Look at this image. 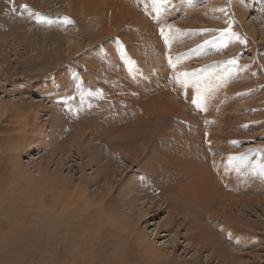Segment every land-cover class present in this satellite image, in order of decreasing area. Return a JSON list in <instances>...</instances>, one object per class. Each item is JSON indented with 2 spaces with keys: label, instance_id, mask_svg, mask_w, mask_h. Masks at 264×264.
I'll use <instances>...</instances> for the list:
<instances>
[{
  "label": "rangeland",
  "instance_id": "rangeland-1",
  "mask_svg": "<svg viewBox=\"0 0 264 264\" xmlns=\"http://www.w3.org/2000/svg\"><path fill=\"white\" fill-rule=\"evenodd\" d=\"M194 68L224 71L229 122L206 124L199 87H179ZM0 113V264H264V177L251 172L264 164V0H0ZM208 132L243 154L252 184L234 204L186 176L187 136L207 166ZM234 217L252 226L241 239Z\"/></svg>",
  "mask_w": 264,
  "mask_h": 264
},
{
  "label": "bare ground",
  "instance_id": "bare-ground-1",
  "mask_svg": "<svg viewBox=\"0 0 264 264\" xmlns=\"http://www.w3.org/2000/svg\"><path fill=\"white\" fill-rule=\"evenodd\" d=\"M195 16V15H194ZM183 31V30H182ZM146 33V32H145ZM177 33V32H176ZM180 33H181V31H180ZM186 33V32H185ZM185 33H183V34H185ZM142 34V33H141ZM149 35V34H148ZM179 34H176V38H178L179 36H178ZM183 37V36H182ZM175 38V37H174ZM181 38V37H180ZM153 39L154 38H150V40L152 41V43H154V41H153ZM173 39V38H172ZM244 39H246V38H244ZM176 41H177V39H175ZM174 40V41H175ZM242 40V39H241ZM156 42H158V41H156ZM161 42V41H160ZM250 42V41H249ZM224 42L222 41V44H223ZM155 44V43H154ZM160 44H162V43H160ZM165 44V43H164ZM137 45V44H136ZM141 45V44H140ZM221 45V44H220ZM142 46H144V45H142ZM146 46V45H145ZM219 46V45H218ZM222 46V45H221ZM147 47V46H146ZM166 47V46H165ZM220 47V46H219ZM218 47V48H219ZM237 48V47H236ZM146 49V48H145ZM220 49V48H219ZM222 49V48H221ZM215 50H216V48H215ZM237 50V49H236ZM223 53V52H222ZM209 54H212V53H209ZM213 54H214V52H213ZM216 54V53H215ZM235 55V54H234ZM204 57H205V55H204ZM207 57H209V56H207ZM235 57V56H234ZM215 60V59H214ZM231 60V59H230ZM216 62V61H215ZM227 62V61H226ZM187 63V62H186ZM207 63V62H206ZM213 63L214 62H212V65H213ZM180 64V63H179ZM188 64V63H187ZM205 64V63H204ZM215 64V63H214ZM238 64V63H237ZM178 65V64H177ZM236 65V64H235ZM203 66V65H202ZM206 66V65H205ZM214 66V65H213ZM238 66V65H237ZM240 66H241V64H240ZM244 66V65H243ZM129 67H130V65H129ZM182 67V66H181ZM197 67V66H196ZM204 67V66H203ZM210 67H212V66H210ZM216 67V66H215ZM126 68H128V67H126ZM175 68V67H174ZM185 68H187V67H185ZM214 68V67H213ZM213 68H208L209 70H205V73H201V74H199V72H196V70H195V68H194V71L195 72H192V71H188V72H191L192 73V76H191V78L189 79V81H188V84H191V83H193V84H196L197 85V87H199V90H201L202 92H203V94L204 95H206V93H204V92H211L212 93V97H211V100H209V99H207L206 98V101L205 102H203V104H202V106L203 107H206V108H204L205 110H207L208 108H209V112L211 111V113H212V116L210 117H206V121H205V123L206 124H214L215 122L216 123H218V122H229L230 120H231V118L233 117V116H235V114L233 113V108H231V107H229V104H230V102H231V98H232V96H235V97H237V96H239L240 94V92H239V90L237 91V89L238 88H242V78H243V74L239 71V70H236V69H238V68H236L235 67V69H233V70H226L225 71V73H224V71H222L221 73H224V76L226 77L225 78V80H224V78H223V76L221 77V78H223V81H225L226 82V84H225V86H227V87H230L229 89V91H228V93H229V95H231V98L229 97V99L227 100L228 102L224 105V103H223V105H221V104H219V97L221 96V95H224V92H223V87H222V79L221 80H218L217 78H220V74H218V73H216V71H214V70H216L217 69V67H216V69L214 68V70L212 71V69ZM234 68V67H233ZM205 69V68H204ZM211 69V70H210ZM221 69H222V67H221ZM239 69H240V67H239ZM127 70V69H126ZM128 70H130V68L128 69ZM193 70V69H192ZM198 70H200L199 68H198ZM218 70H220V67H219V69H217V71ZM223 70V69H222ZM241 70H242V68H241ZM244 70V69H243ZM132 71V70H131ZM184 72V71H183ZM252 72V71H251ZM244 73V72H243ZM226 74V75H225ZM227 74L230 76V78L228 77V80H226L227 79ZM151 75H152V73H151ZM245 75V74H244ZM123 76V75H122ZM121 76V77H122ZM245 77V76H244ZM119 79H124V76H123V78H120L119 77ZM118 79V80H119ZM126 80H127V78H125ZM130 79V78H129ZM128 79V80H129ZM135 79V78H134ZM230 79V80H229ZM249 79V78H248ZM114 80H117V79H114ZM135 81V80H134ZM147 81V80H146ZM146 81H144L143 83H144V85H145V82ZM150 81H152V80H150ZM155 80H153L152 81V85H154L153 84V82H154ZM124 83H125V81H123ZM128 82V81H127ZM126 82V83H127ZM224 82V83H225ZM120 83H121V80H120ZM126 83L124 84V85H126ZM130 83H131V81H130ZM139 83V82H138ZM143 83H140V84H143ZM157 83V82H156ZM168 83H173V84H177V81H175V79H173V80H171V81H164V82H162V84H163V86H162V88H165L166 86H168ZM116 84V83H115ZM122 84V83H121ZM150 84V83H149ZM160 84V83H159ZM161 84V85H162ZM183 83H181V82H179L178 81V85H179V87H180V85H182ZM187 84V85H188ZM240 84H241V86H240ZM128 86H129V84H127ZM127 85L126 86H122V87H127ZM155 87H156V85H154ZM185 86V85H184ZM240 86V87H239ZM175 87V86H174ZM189 87V86H188ZM116 88H117V86H116ZM120 88H121V86H120ZM144 88H145V86H144ZM146 88H148V87H146ZM154 88V87H153ZM152 88V89H153ZM160 88V87H159ZM161 88V89H162ZM237 88V89H236ZM114 89H115V87H114ZM128 89H130L129 87H128ZM149 89V88H148ZM151 89V88H150ZM172 89V88H171ZM192 89H194V88H192ZM235 89H236V91H235ZM156 89H154V91H155ZM163 90V89H162ZM190 90V89H189ZM227 90V89H226ZM119 91V90H118ZM154 91H153V93H154ZM159 91V90H158ZM126 92H128V91H125V95L127 94ZM156 92V91H155ZM186 92V91H185ZM129 94V96H131L130 94L132 93H130V92H128ZM158 93V92H157ZM163 93H165V92H163L162 91V94ZM167 93V92H166ZM181 93H184V91L182 92L181 91ZM197 93H198V91H197ZM250 93V92H249ZM155 94V93H154ZM161 94V93H160ZM161 94V95H162ZM179 94V93H178ZM235 94V95H234ZM242 94V93H241ZM248 94V93H247ZM156 95V94H155ZM161 95H159V96H161ZM182 95V94H181ZM184 95V94H183ZM194 95V94H193ZM195 95H197L196 93H195ZM227 95V94H226ZM226 95H224V96H226ZM237 95V96H236ZM162 96H167L166 94H164V95H162ZM207 96H209V95H207ZM119 97V96H118ZM187 97V96H186ZM228 96H226V98H227ZM116 98V97H115ZM114 98V99H115ZM127 98H128V96H127ZM131 98V97H130ZM164 98V97H163ZM251 98V97H250ZM263 98V97H262ZM189 99V98H188ZM221 99V98H220ZM223 99V98H222ZM221 99V100H222ZM188 101V100H187ZM217 101V102H216ZM222 101H224V99L222 100ZM216 102V104L214 105V103ZM233 102V101H232ZM222 103V102H221ZM193 105H194V103H192ZM166 105V104H165ZM164 105V106H165ZM167 106V105H166ZM196 106V105H195ZM201 106V107H202ZM200 107V108H201ZM215 107V108H214ZM211 108V109H210ZM196 109H198V107L196 108ZM203 109V110H204ZM231 111V112H230ZM185 112V111H184ZM207 112V111H206ZM208 113V112H207ZM1 114V113H0ZM124 114V113H123ZM184 115H185V113H184ZM183 115V116H184ZM0 116H2V115H0ZM187 119V118H186ZM0 120H1V117H0ZM188 120V119H187ZM220 124V123H219ZM218 124V125H219ZM217 125V124H216ZM209 126V125H208ZM212 126V125H211ZM210 126V127H211ZM187 130V129H186ZM220 130V129H219ZM182 131V130H181ZM208 131H210V129L208 130ZM145 132V131H144ZM185 131L183 130V132L182 133H184ZM187 132V131H186ZM220 132V131H219ZM181 134V133H180ZM224 134V133H223ZM231 134V133H230ZM172 135V134H171ZM179 135V134H178ZM173 136V135H172ZM222 136V135H221ZM180 137V136H179ZM181 137H183L182 136V134H181ZM189 139H190V141L191 142H193L192 144L194 145L193 146V148H194V150H192L191 152L193 153L191 156H190V158H188L187 159V161H188V163H187V165L190 163V162H192L193 161V165H191V163H190V165L189 166H187V168L188 169H185V172L186 171H188L187 173H188V175H186L187 177H190V179H194V181H195V179L196 180H198V182L199 183H202L205 179L204 178H207V181H211V182H209V184H208V188H210V190L209 189H207V191H210V192H215V189H217V188H223V189H225V191H224V193H225V195L226 194H230V195H226L227 197H226V200L227 201H230V203L231 204H234L233 202V197L234 196H236V194H232V191L234 190V191H236L237 192V190H238V194H240L241 193V191L240 190H242V191H244L243 189H245V188H248L249 186V183L250 184H252L250 181L251 180H249V179H251L250 177H246V176H244V175H241V174H238V173H236V171L234 170V166L233 165H230L229 164V162H228V156L229 155H235L236 153L234 152V151H232V147L235 145L233 142L230 144L228 141H221L220 139H219V137L217 136V134H216V136H214L211 132H208L207 134H206V137H207V141H206V145L208 144V146L211 148L210 149V152H211V154L210 155H212V157L209 155V156H207V159H208V161H206V164H207V166L205 165V161H201V163H199V162H197V157H196V155H197V152L198 153H200V150H201V148H200V150L197 148L199 145L198 144H200L201 143V141H197L196 140V138L195 137H197V136H193V135H188L187 136ZM178 138V137H177ZM225 138V137H224ZM227 138V137H226ZM203 139V138H202ZM204 139H205V137H204ZM221 139H223V138H221ZM181 140H182V138H181ZM226 140V139H225ZM232 140V139H231ZM179 141V140H178ZM183 141V140H182ZM182 141H179V142H181L182 143ZM205 141V140H204ZM178 142V144L179 145H181V143H179ZM189 145H190V143H188ZM182 148V147H181ZM191 149H192V146H191ZM177 150V149H176ZM180 150V149H179ZM178 150V151H179ZM189 150H190V148H189ZM212 150V151H211ZM177 151V152H178ZM180 153V152H179ZM175 154V153H174ZM208 154H209V152H208ZM217 154L219 155V157L217 156ZM174 156V155H173ZM177 158V157H176ZM192 158V159H191ZM178 159V158H177ZM178 160H180L181 161V163L182 162H184L185 163V161H183V157H181V159H178ZM199 160V159H198ZM204 162V163H203ZM207 162H209V166H208V163ZM196 163H199V164H196ZM203 164V165H202ZM234 164L236 165V166H239L240 164H239V162L238 161H236V162H234ZM175 167V166H174ZM243 168V167H242ZM171 169V168H170ZM243 170L241 169V172H242ZM181 172V171H180ZM15 173V172H14ZM210 176L212 177L211 179H210ZM251 176H253V175H251ZM17 177V176H16ZM192 177V178H191ZM214 178H216V179H214ZM213 179L216 181H214L213 182ZM236 181H237V183L239 184L238 185V187H239V189L236 187L235 189H233L232 188V185L234 184V183H236ZM194 183V182H193ZM243 183H245V184H243ZM240 184H243V186L242 185H240ZM236 186H237V184H236ZM12 187L13 186H11V189H9L10 191H12V190H14V189H12ZM195 187V186H194ZM189 188V187H188ZM198 189H199V187H198ZM222 189V190H223ZM7 191H8V189H7ZM199 191V190H198ZM233 191V192H234ZM9 193V192H8ZM8 193H6V194H8ZM5 194V195H6ZM208 194V192H206V195ZM211 194H213V193H211ZM232 194V195H231ZM15 195V194H14ZM27 195V194H26ZM245 195V194H244ZM221 196V195H220ZM7 197H9V195L7 196ZM242 197H243V195H242ZM68 198V197H67ZM10 199V198H9ZM12 199V198H11ZM73 199V198H72ZM219 199H221V198H219ZM244 198H242V199H240V200H243ZM72 201V200H71ZM73 202V201H72ZM71 203V202H70ZM229 204V203H228ZM57 205V204H56ZM245 205V204H244ZM58 206V205H57ZM60 206H61V204H60ZM66 205H64V207H65ZM246 206V205H245ZM70 207V206H69ZM68 207V208H69ZM2 208V207H1ZM67 209V208H66ZM65 209V210H66ZM245 209V208H244ZM76 210V209H75ZM63 211H64V209H63ZM65 213H68V211H66V212H64V213H62V215L63 214H65ZM69 214V213H68ZM68 214H66V215H64L63 216V220H62V222H61V225L62 224H66L67 222V225L68 224H70L69 223V218H70V216H68ZM51 215V214H50ZM49 215V216H50ZM60 215V214H59ZM77 216V215H76ZM233 220V224L232 225H230V228H234L236 231H233V234H232V236L231 237H236V236H238L239 237V239H241V234L239 233V232H237L238 230L237 229H242L243 227H245V228H252V226L251 225H249V226H246L245 224H244V222L243 221H241V222H239V221H237V220H235V217L232 219ZM245 223H246V221H245ZM72 224V223H71ZM63 228H64V226H63ZM244 228V232L245 231H247L246 229ZM65 229H67V228H65ZM231 230V229H230ZM229 230V231H230ZM67 231V230H66ZM69 232V231H68ZM227 235H228V233H226ZM231 234V233H230ZM247 236H251V235H249V231H247ZM262 236H264V235H262ZM66 237V236H65ZM78 237V236H77ZM76 238V237H75ZM261 238V237H260ZM78 239V238H77ZM232 239V238H231ZM67 240V239H66ZM80 240V239H79ZM246 240H249L248 238H246ZM257 241H259L258 239H257ZM222 244V243H221ZM204 245H206V244H204Z\"/></svg>",
  "mask_w": 264,
  "mask_h": 264
},
{
  "label": "snow or ice",
  "instance_id": "snow-or-ice-1",
  "mask_svg": "<svg viewBox=\"0 0 264 264\" xmlns=\"http://www.w3.org/2000/svg\"><path fill=\"white\" fill-rule=\"evenodd\" d=\"M155 2L157 4H159V5H163V4L166 3V0H155ZM24 7H27V5H25ZM220 11H223V9H220ZM38 19H40L41 22H43V20H44L43 17H38ZM64 19H65V22L66 23H72V21L70 20V18L65 17ZM167 29H168V32H170L171 31V26L170 25L167 26ZM168 32H166V30H165L164 27L160 28V33H161V35H163L165 37L166 42L168 40ZM221 32H222V35L224 33H231L232 36H236V33L232 32L231 31V28L221 30ZM237 38H239V37H237ZM178 59L179 58H177V60ZM171 61H172V58L169 57V62L171 63ZM226 63L235 65L237 63V61L235 59H232L230 61H227ZM172 66L173 67H176L177 65L176 64H173ZM191 76H192V73L191 72H188V71L177 72V74L175 76V79L177 81L183 83L186 86L188 84V81L191 78ZM204 99H205L204 95L198 90L197 99L194 100L193 103H195L197 105V107H201L202 104H203V102H204ZM227 159H228L229 164L234 166V170L237 173H240L242 167H245V165H243V163H242V161H243V154H241L239 157L236 156V155H229ZM238 160L241 161V163H240L239 166H236L234 164V162H236ZM251 172L254 173V174H258L261 177H264V164H253L252 165V168H251Z\"/></svg>",
  "mask_w": 264,
  "mask_h": 264
}]
</instances>
